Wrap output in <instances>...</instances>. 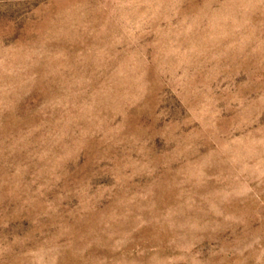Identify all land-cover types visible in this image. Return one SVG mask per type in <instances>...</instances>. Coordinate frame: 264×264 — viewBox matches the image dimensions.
Here are the masks:
<instances>
[{"label": "rangeland", "instance_id": "obj_1", "mask_svg": "<svg viewBox=\"0 0 264 264\" xmlns=\"http://www.w3.org/2000/svg\"><path fill=\"white\" fill-rule=\"evenodd\" d=\"M0 264H264V0H0Z\"/></svg>", "mask_w": 264, "mask_h": 264}]
</instances>
